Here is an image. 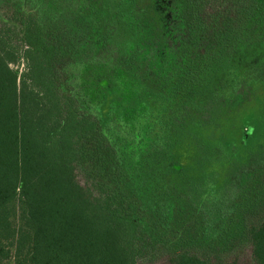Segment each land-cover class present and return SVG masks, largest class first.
I'll list each match as a JSON object with an SVG mask.
<instances>
[{
	"label": "trees",
	"instance_id": "trees-1",
	"mask_svg": "<svg viewBox=\"0 0 264 264\" xmlns=\"http://www.w3.org/2000/svg\"><path fill=\"white\" fill-rule=\"evenodd\" d=\"M151 5L159 29L137 0H0V264H264V152L221 183L172 182L189 125L264 90V0ZM82 54L87 106L61 72ZM111 89L151 102L113 112L134 123L125 149L102 121Z\"/></svg>",
	"mask_w": 264,
	"mask_h": 264
},
{
	"label": "rangeland",
	"instance_id": "rangeland-1",
	"mask_svg": "<svg viewBox=\"0 0 264 264\" xmlns=\"http://www.w3.org/2000/svg\"><path fill=\"white\" fill-rule=\"evenodd\" d=\"M141 10L147 15V18L153 26L160 28L164 21L165 11H159L152 7L151 0H137ZM261 44L260 57H255L258 62L264 61V31L256 37ZM244 57H233L235 60L247 59L248 54L252 53L251 44L244 47ZM253 54V53H252ZM62 69L63 74V89L70 94L77 95L80 93V98L87 106L90 100L92 90L89 76H85L81 68L82 61H91L89 57L82 54V56L71 57ZM13 68H17L21 73L25 68V62L20 59L16 64H10ZM206 81H210L211 77L206 76ZM210 86V84L208 85ZM77 92V93H76ZM139 102L151 103L147 98L141 96L129 102H124L119 94L111 89L108 91L105 102L101 106L102 121L106 123L110 117V122H107L106 128L107 136L116 147L124 146L127 148L134 140V123L127 118H117L113 112L119 114L128 105H135ZM153 106L155 104H152ZM114 116V117H113ZM206 121V119L204 120ZM254 124L256 126L254 133L246 135L247 125ZM190 133L185 134L177 141L173 148L176 160L182 162L185 166L181 175L172 177L174 184L182 183L188 180H210L212 183H221L230 167V163L235 161L243 163L247 159H257L264 152V90L259 84L251 85L249 92L243 102L239 105L223 108L217 115L214 116L210 123H204L200 127L191 126ZM211 135L209 136V133ZM245 136V144H242L240 137ZM222 140L229 142V147L221 152L219 151V158L213 156L205 157L204 154L214 149L217 143H224ZM224 154V156H223ZM213 158V159H212ZM209 175H208V174ZM208 175V176H207ZM2 264H13L12 259L2 260Z\"/></svg>",
	"mask_w": 264,
	"mask_h": 264
}]
</instances>
